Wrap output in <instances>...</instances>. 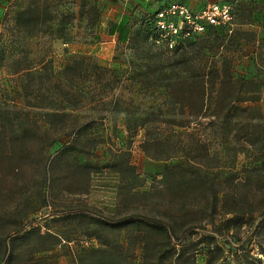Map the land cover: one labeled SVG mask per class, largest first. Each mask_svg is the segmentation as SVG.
Returning <instances> with one entry per match:
<instances>
[{"label": "rangeland", "instance_id": "obj_1", "mask_svg": "<svg viewBox=\"0 0 264 264\" xmlns=\"http://www.w3.org/2000/svg\"><path fill=\"white\" fill-rule=\"evenodd\" d=\"M171 1L0 0V264H150L135 230L91 220L130 216L169 222L174 249L185 240L162 264H264V0H184L229 6L235 31L207 50L226 25L125 48ZM28 3L39 20L14 21ZM202 67L221 83L190 120ZM233 210L244 223L220 232Z\"/></svg>", "mask_w": 264, "mask_h": 264}, {"label": "trees", "instance_id": "obj_2", "mask_svg": "<svg viewBox=\"0 0 264 264\" xmlns=\"http://www.w3.org/2000/svg\"><path fill=\"white\" fill-rule=\"evenodd\" d=\"M44 10L45 9L43 7L40 8L39 5H31L28 3L24 5L22 9L14 12L13 19L16 22L22 19V21L26 25H30L32 23L33 18L35 20H39V16ZM232 23L229 22L228 24H225L226 26L223 30L220 28L223 27L224 25L223 26H209L211 27V29H220V31L221 30L222 31L218 35H212L213 37L211 39L207 38L205 40H202L198 44V47L196 48L198 50H207L209 47L211 48V45H209L211 44V42L213 43L215 42V44L218 45L222 41V39H224L226 35H230L231 33L233 34V31H235L234 29H232V27H230L231 26L230 24ZM228 30H230L229 34H227ZM153 34H154V29H153V15H152L151 17L141 19L139 21L138 26L135 29L130 31L128 38L126 40V43H125V48L130 49L133 46H136V44L145 43L147 41V38L149 36L151 37ZM248 48L250 47H246L244 51L245 52L244 54L246 56H248V53H249ZM85 58L86 57H78L77 59H85ZM157 59H159V57H157ZM72 60L75 61L76 59H74L73 57L71 61ZM249 60H251V57L247 58L246 61H249ZM158 62H160V60H158ZM92 66H93L92 72L94 71L96 67L102 70V68H100L98 65L93 64ZM68 67H70V64L69 63L65 64L64 68L62 69V72H66ZM207 68H206L207 70H205V68L202 67L200 69V72L197 74V77L195 78V80L189 83V85H192L191 86L192 94H193L192 98L194 100V106L196 107V109L194 111H189L188 114L184 116V118H189L190 120L198 121V119L203 116V113L200 112V109L210 104V101L212 99L210 95V90L215 89L216 85H217L216 88L220 87L221 81H218L217 83V81L215 82L214 80H211L208 78V70L210 67H207ZM105 70L106 72H108V74H110V76L111 75L114 76L115 71H116L114 68H109V67H107ZM132 70L133 68H130L128 69V72H132ZM224 70L228 74H231V72L233 71V67L230 65L228 67L225 66ZM215 73H216V70H215ZM135 74H140V73H135ZM85 75H87L86 72L82 74V76H85ZM77 77L78 75L76 77L70 76L69 84L71 85L72 78H77ZM129 78H132V77L129 76ZM135 84H136V90H137V86L139 87L142 85L141 81L134 82V85ZM167 84L163 86L167 88ZM159 86L162 87V85L153 82L154 88L156 87L159 88ZM186 98L188 99L190 98V96ZM251 100L252 99L249 97H241V98L236 99L237 102H248V101L251 102ZM232 101L234 102V100H231L229 102L234 104ZM183 104L188 106L189 102L185 101V103L179 104L180 108H182ZM232 108L237 109V110H243L246 107L232 105ZM142 124L143 123H140V126H142ZM222 214L223 215L220 221V225L223 226V229L220 232H227L230 228L239 227L244 223L243 217H242L243 215L237 213L234 210L224 211L222 212ZM226 215H229V216H226ZM91 220L95 222V225L99 229H102V230H106V229H117L118 230L121 228H130L131 231L135 230L140 235V243H139L140 249L143 255L146 257V260L150 264H162V262L165 259L171 256H174V258L177 260L181 258L183 254V246H184L185 240L184 239L183 241L179 240L176 243L178 244L177 249H174L175 242H171L174 229L172 228L170 223L167 221H160L157 219H144V218H139V217H134V216H130L124 219H119V220H114V221H108L102 218H94V217H92ZM209 222L211 223L212 221H209ZM209 237H210L209 235H207L206 233H203L201 237H199L197 240L200 239L199 242H203L204 240H208ZM14 239L15 237H10V239L8 240V247H10V250H11V245ZM153 239L155 241L151 242V240ZM205 243L208 244L210 242L206 241ZM3 247L6 249L5 244H3ZM43 249H46V247H43ZM206 251L216 252L218 255V258L220 257L221 250H220V247H218V245L216 244L211 249L207 247ZM1 264H7V260L2 261Z\"/></svg>", "mask_w": 264, "mask_h": 264}, {"label": "built area", "instance_id": "obj_3", "mask_svg": "<svg viewBox=\"0 0 264 264\" xmlns=\"http://www.w3.org/2000/svg\"><path fill=\"white\" fill-rule=\"evenodd\" d=\"M229 6L208 3L189 7L184 0H174L153 15V41L171 49L186 37L202 33L207 26H223L230 20Z\"/></svg>", "mask_w": 264, "mask_h": 264}]
</instances>
